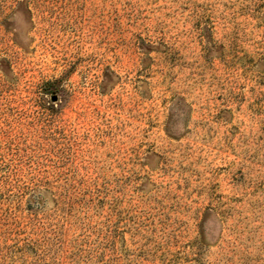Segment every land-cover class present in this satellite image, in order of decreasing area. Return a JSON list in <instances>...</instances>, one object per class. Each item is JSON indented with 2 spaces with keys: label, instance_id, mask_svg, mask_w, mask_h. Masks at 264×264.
Here are the masks:
<instances>
[{
  "label": "rangeland",
  "instance_id": "374dc122",
  "mask_svg": "<svg viewBox=\"0 0 264 264\" xmlns=\"http://www.w3.org/2000/svg\"><path fill=\"white\" fill-rule=\"evenodd\" d=\"M0 264H264V0H0Z\"/></svg>",
  "mask_w": 264,
  "mask_h": 264
}]
</instances>
